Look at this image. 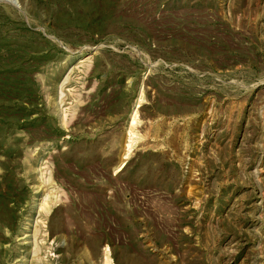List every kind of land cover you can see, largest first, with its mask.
Here are the masks:
<instances>
[{"label":"rangeland","instance_id":"obj_1","mask_svg":"<svg viewBox=\"0 0 264 264\" xmlns=\"http://www.w3.org/2000/svg\"><path fill=\"white\" fill-rule=\"evenodd\" d=\"M0 264H264V0H0Z\"/></svg>","mask_w":264,"mask_h":264}]
</instances>
